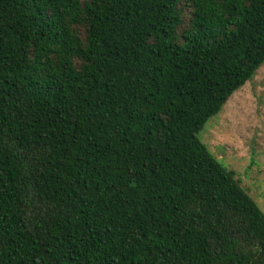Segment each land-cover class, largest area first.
I'll return each instance as SVG.
<instances>
[{
  "label": "trees",
  "instance_id": "1",
  "mask_svg": "<svg viewBox=\"0 0 264 264\" xmlns=\"http://www.w3.org/2000/svg\"><path fill=\"white\" fill-rule=\"evenodd\" d=\"M263 63L264 0H0V264H264L198 138Z\"/></svg>",
  "mask_w": 264,
  "mask_h": 264
},
{
  "label": "rangeland",
  "instance_id": "2",
  "mask_svg": "<svg viewBox=\"0 0 264 264\" xmlns=\"http://www.w3.org/2000/svg\"><path fill=\"white\" fill-rule=\"evenodd\" d=\"M198 138L264 213V63Z\"/></svg>",
  "mask_w": 264,
  "mask_h": 264
}]
</instances>
